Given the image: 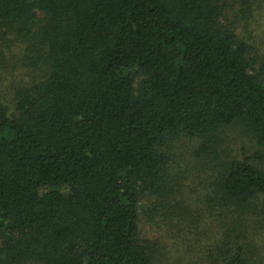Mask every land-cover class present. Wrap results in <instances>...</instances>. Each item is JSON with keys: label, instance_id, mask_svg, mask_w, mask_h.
Wrapping results in <instances>:
<instances>
[{"label": "trees", "instance_id": "trees-1", "mask_svg": "<svg viewBox=\"0 0 264 264\" xmlns=\"http://www.w3.org/2000/svg\"><path fill=\"white\" fill-rule=\"evenodd\" d=\"M225 5L0 0V36L49 68L13 111L0 100V264H154L140 211L171 193L170 144L196 137V156L216 157L238 125L264 147V61ZM217 173L221 205L263 220L264 166L236 157ZM237 234L210 264H258Z\"/></svg>", "mask_w": 264, "mask_h": 264}, {"label": "rangeland", "instance_id": "rangeland-1", "mask_svg": "<svg viewBox=\"0 0 264 264\" xmlns=\"http://www.w3.org/2000/svg\"><path fill=\"white\" fill-rule=\"evenodd\" d=\"M225 21L247 41L254 54L264 61V0H226ZM24 39L7 33L0 36V100L14 110L19 89L47 76L48 66L30 50ZM216 157H198L200 140L180 136L169 146L172 157L171 193L163 205L140 211V232L144 240L155 244L154 264H210L221 245L234 241L233 235L251 242L258 264H264V219H238L227 211L216 193L217 171L236 157H248L264 166L257 154L264 147L238 125L224 128ZM215 170H217L215 172Z\"/></svg>", "mask_w": 264, "mask_h": 264}]
</instances>
